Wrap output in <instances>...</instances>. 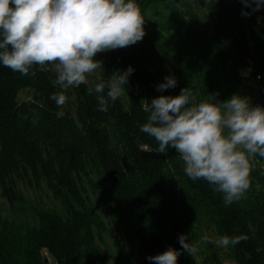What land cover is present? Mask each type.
Returning a JSON list of instances; mask_svg holds the SVG:
<instances>
[{
  "label": "trees",
  "instance_id": "1",
  "mask_svg": "<svg viewBox=\"0 0 264 264\" xmlns=\"http://www.w3.org/2000/svg\"><path fill=\"white\" fill-rule=\"evenodd\" d=\"M138 4L144 38L95 57L97 82L135 69L107 112L97 110L88 82L64 89L66 102L57 105L54 70L34 65L25 75L0 66V192L10 209V218L0 213V264H109L98 241L112 231L91 197L120 234V264H151L148 256L180 249L179 234L196 250L178 264H264V157L250 158L248 190L225 204L206 180L185 174L174 149L158 153L139 130L148 115L142 100L189 86L198 100L235 93L264 106V12L242 16L251 9L241 0ZM169 74L177 87L158 92ZM20 184L46 187L62 212L33 205ZM222 236L245 239L223 255L215 242Z\"/></svg>",
  "mask_w": 264,
  "mask_h": 264
},
{
  "label": "clouds",
  "instance_id": "2",
  "mask_svg": "<svg viewBox=\"0 0 264 264\" xmlns=\"http://www.w3.org/2000/svg\"><path fill=\"white\" fill-rule=\"evenodd\" d=\"M249 16L264 9V0H241ZM145 17L138 0H0V66L29 74L34 65L55 72L54 85L62 91L50 97L66 102L64 89L87 82V74L102 66L98 53L136 44L146 35ZM135 69H117L89 89L97 110L107 112L125 91ZM245 76L249 72L244 73ZM169 74L155 87L160 93L177 87ZM213 97V96H212ZM147 120L139 130L157 142L155 151L172 148L184 163L185 174L203 178L225 204L241 199L249 184L250 158L264 157V106L248 96L233 94L225 101L198 100L194 90L142 100ZM243 236H222L220 246L235 245ZM180 249L172 246L154 256L151 264H178V257L194 253L188 234H179Z\"/></svg>",
  "mask_w": 264,
  "mask_h": 264
},
{
  "label": "rangeland",
  "instance_id": "3",
  "mask_svg": "<svg viewBox=\"0 0 264 264\" xmlns=\"http://www.w3.org/2000/svg\"><path fill=\"white\" fill-rule=\"evenodd\" d=\"M101 78L99 73L94 70L92 73L87 74V82L90 83L92 86L94 83L97 82V80ZM21 99L24 98V95H21ZM20 190L22 191L23 195L26 197V199L32 203L35 206H39L42 209H53L57 210L59 212H62V208L60 204L53 198L52 194L48 191L46 187H43L41 191L34 190L30 186H26L24 184L19 185ZM91 204L94 207V209L102 216L103 220L105 221L108 229H111L112 235L104 234L103 241H98L99 246L103 250L104 254L106 255L109 264H120L118 262V245L120 244V247L125 250L124 245L121 243V237L118 231H116L114 228L111 227L109 218L104 214V212L101 210L99 205L96 203V201L91 197ZM0 213L5 218H10V209L9 205L7 204L6 200H4L1 197L0 192ZM219 238L215 239V242L218 244ZM219 245V244H218ZM220 249L222 250L223 255L227 252V245L226 246H220Z\"/></svg>",
  "mask_w": 264,
  "mask_h": 264
},
{
  "label": "built area",
  "instance_id": "4",
  "mask_svg": "<svg viewBox=\"0 0 264 264\" xmlns=\"http://www.w3.org/2000/svg\"><path fill=\"white\" fill-rule=\"evenodd\" d=\"M261 11H263V12H264V9H262Z\"/></svg>",
  "mask_w": 264,
  "mask_h": 264
},
{
  "label": "water",
  "instance_id": "5",
  "mask_svg": "<svg viewBox=\"0 0 264 264\" xmlns=\"http://www.w3.org/2000/svg\"><path fill=\"white\" fill-rule=\"evenodd\" d=\"M48 262V260H46V263Z\"/></svg>",
  "mask_w": 264,
  "mask_h": 264
}]
</instances>
